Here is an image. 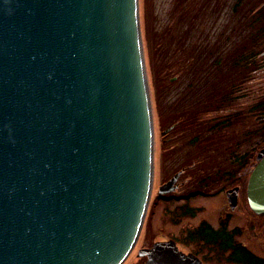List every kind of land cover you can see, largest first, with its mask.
<instances>
[{
    "label": "water",
    "instance_id": "95a60500",
    "mask_svg": "<svg viewBox=\"0 0 264 264\" xmlns=\"http://www.w3.org/2000/svg\"><path fill=\"white\" fill-rule=\"evenodd\" d=\"M258 162L247 198L263 215ZM153 168L139 0H0V264H124ZM139 257L203 264L174 240Z\"/></svg>",
    "mask_w": 264,
    "mask_h": 264
},
{
    "label": "rangeland",
    "instance_id": "374dc122",
    "mask_svg": "<svg viewBox=\"0 0 264 264\" xmlns=\"http://www.w3.org/2000/svg\"><path fill=\"white\" fill-rule=\"evenodd\" d=\"M139 6L154 173L142 233L124 264H145L140 250L170 240L203 264H232L227 254L189 238L204 223L218 228L227 213L237 241L264 258V215L251 211L247 187L234 210L219 190L231 178L235 186L241 176L248 179L264 149V36L258 31L264 0H139ZM246 158L250 166L242 167ZM178 170H187L179 195L201 185L212 194L155 206V185Z\"/></svg>",
    "mask_w": 264,
    "mask_h": 264
},
{
    "label": "trees",
    "instance_id": "16d2710c",
    "mask_svg": "<svg viewBox=\"0 0 264 264\" xmlns=\"http://www.w3.org/2000/svg\"><path fill=\"white\" fill-rule=\"evenodd\" d=\"M256 20L259 21V23L261 22L258 18ZM258 31L261 33V36H264V28L262 25ZM247 57L248 56L245 58ZM250 57H253V55ZM237 63L240 65L243 62L239 60ZM248 159L250 160V158ZM248 159L246 158L242 167L249 166L250 163ZM224 230L225 231L214 230L210 225L204 223L193 232L191 231L189 238L191 241H200L212 247L214 253L227 254V260L232 264H264V258L254 254L237 241V236L240 235L238 231L233 230V232H227L226 227Z\"/></svg>",
    "mask_w": 264,
    "mask_h": 264
},
{
    "label": "flooded vegetation",
    "instance_id": "af4514ba",
    "mask_svg": "<svg viewBox=\"0 0 264 264\" xmlns=\"http://www.w3.org/2000/svg\"><path fill=\"white\" fill-rule=\"evenodd\" d=\"M169 130L170 129H168V131ZM166 146H167V144H166ZM249 163H250V160H249ZM249 166H250V164H249ZM186 172H187V170H185V171L178 170V171L172 172L171 174L167 175L166 179L163 182L155 185L153 196L155 195V189H158V191L156 193L157 194L156 198L153 201L154 202L153 204L155 206L159 205L160 202H163V204H166V205L176 204L177 202H181V201L184 203H188L192 199H196V198H199L201 196H206V195L212 194L210 191L211 190L210 187H207L206 185L205 186L201 185L200 187L202 188V190H194L193 192H191L187 195H179L180 191L184 188L185 182H183L182 179H183L184 175L186 174ZM202 173L203 172H201V174ZM225 174H226L225 175L226 178H228V180H229V177H230L229 173L227 172ZM248 175H250V171H249ZM244 176L245 175L241 176L242 180L237 184V186L234 185V180H233V178H231L229 181H227V184H226L227 187H224V185L220 184L219 190H223V192L226 194V197H227V194L229 191L234 190L235 188H238L239 189L238 204H239L240 199H242L244 196V192H245L246 187L248 186V182H249V178H250V176H249V178L246 179L245 178L246 176L245 177ZM163 186H166V190H164V191H167V192L165 194H161V192H160V188H162ZM204 188H206L207 191L206 190L204 191L203 190ZM216 190H217V188L214 189V192ZM184 208H185V206H183V207L180 206V209L184 210ZM189 212H190V210H189ZM208 225H210V224H208ZM210 226L214 230H220V231H225L224 229L226 227L227 232H233V229H229V227H228V213L226 214L225 221L223 222V224H220V226L218 228L215 229L212 225H210Z\"/></svg>",
    "mask_w": 264,
    "mask_h": 264
}]
</instances>
